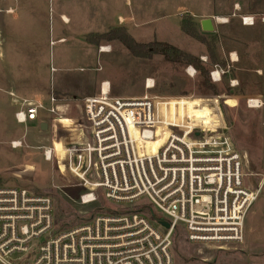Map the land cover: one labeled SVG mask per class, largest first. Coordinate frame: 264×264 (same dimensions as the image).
<instances>
[{
    "label": "rangeland",
    "instance_id": "1",
    "mask_svg": "<svg viewBox=\"0 0 264 264\" xmlns=\"http://www.w3.org/2000/svg\"><path fill=\"white\" fill-rule=\"evenodd\" d=\"M110 1L112 13L107 15L104 9L101 26L78 35L70 33V26L61 18L65 11L59 0L2 2L11 6L14 14L0 12V187L24 188L51 197L56 231L78 227L107 213L110 206L101 199L81 206L73 194L66 195L62 190L66 178L59 173L55 176L39 148L54 142L63 173L60 139L69 140L84 123L85 100L97 97L103 82H110L114 97H187L190 100L180 102L181 110L187 106L189 114L205 124L213 118L199 100L217 99L235 148L242 155L245 186L255 191L262 187V192L247 214L241 245L223 249L194 245L178 231L174 264H264V108L247 105L252 98L264 101V0ZM247 15L255 17L253 27L242 24V16ZM218 18L228 23L217 22ZM206 20L213 22V31L203 29ZM123 31L140 44L169 43L199 58L209 73L216 66L223 69L222 83L215 84L218 94L205 87L199 72L195 78L187 75L190 65L167 62L161 55H134L120 40ZM112 32L114 37L109 36ZM64 36H69L68 42H58ZM22 41L38 44L19 45ZM103 48L107 52H101ZM148 79L155 81L151 91L145 88ZM232 82L238 86L232 87ZM11 87L28 96L39 92L40 96L55 97L64 118L59 122L46 118L49 128L44 132L37 124H17L3 90ZM15 141H23L25 146L12 149Z\"/></svg>",
    "mask_w": 264,
    "mask_h": 264
},
{
    "label": "built area",
    "instance_id": "2",
    "mask_svg": "<svg viewBox=\"0 0 264 264\" xmlns=\"http://www.w3.org/2000/svg\"><path fill=\"white\" fill-rule=\"evenodd\" d=\"M255 23L254 16H242L245 27ZM186 73L195 78L197 70L188 67ZM225 74L216 66L211 81L221 83ZM145 88L153 90L155 81L148 79ZM183 99L190 100L114 97L110 82H103L100 94L85 100L84 123L69 140L60 139L63 173L54 142L39 149L55 176L66 178V195L73 194L81 206L101 199L110 212L56 231L51 197L0 187V264H174L178 231L194 245H241L247 214L262 187L245 186L242 155L221 102L199 100L213 118L205 124L187 106L181 110ZM56 103L53 96L49 108L25 100L15 119L26 125L47 111L59 122ZM247 105L262 109L264 101L252 98ZM24 146L23 141L11 143L15 150Z\"/></svg>",
    "mask_w": 264,
    "mask_h": 264
},
{
    "label": "crops",
    "instance_id": "3",
    "mask_svg": "<svg viewBox=\"0 0 264 264\" xmlns=\"http://www.w3.org/2000/svg\"><path fill=\"white\" fill-rule=\"evenodd\" d=\"M2 2H7V0H0V12L14 14L12 7ZM59 2H62V7L65 11L61 18L70 26L68 30L70 33H73V35H78L82 30H96L103 22L104 9H106L107 15H111L113 8V3L110 0H59ZM224 22H226V20H224ZM68 38L69 36H64L59 39L58 42L66 44L69 40ZM37 44L38 43L27 41L19 43V45L23 46H36ZM234 56L235 55L233 54V58L236 61ZM2 84L3 82L0 81L1 86ZM3 90L8 95L7 104L13 110V120L16 123L15 114L23 108V102L25 100L30 102H40L46 107H49L51 104V95L47 98L45 96H40L39 92H35L28 96L27 94L29 93L15 91L12 87L8 90ZM46 118H50V114L47 111H42L39 118L30 123L37 124V127L39 126L41 129V126L46 123Z\"/></svg>",
    "mask_w": 264,
    "mask_h": 264
},
{
    "label": "trees",
    "instance_id": "4",
    "mask_svg": "<svg viewBox=\"0 0 264 264\" xmlns=\"http://www.w3.org/2000/svg\"><path fill=\"white\" fill-rule=\"evenodd\" d=\"M123 32L125 33V31ZM109 36L114 37L113 32ZM120 40L124 43L126 48L134 55L144 56V57H150L153 55H161L162 57H164V59L167 62L174 63V64H185V65H190L194 67L204 79L205 87L208 90H211L213 94H218L215 84L211 81L209 71H207L205 65L203 64V62L200 61L199 58L189 55L185 53L184 51H182L181 49L169 43H166V42L155 41L149 44H140V43L135 42L131 37L127 36L126 33L125 35H123L122 39ZM56 226H57V222H56ZM177 233H176V236H177ZM183 235L185 236V233ZM185 239H186V236H185Z\"/></svg>",
    "mask_w": 264,
    "mask_h": 264
},
{
    "label": "water",
    "instance_id": "5",
    "mask_svg": "<svg viewBox=\"0 0 264 264\" xmlns=\"http://www.w3.org/2000/svg\"><path fill=\"white\" fill-rule=\"evenodd\" d=\"M203 29L205 31H213L214 30V25H213V22L211 20H206L203 22ZM41 130L44 132V131H47L48 130V124L47 123H44L42 126H41ZM165 228H169V224L166 223V222H162L161 223Z\"/></svg>",
    "mask_w": 264,
    "mask_h": 264
},
{
    "label": "bare ground",
    "instance_id": "6",
    "mask_svg": "<svg viewBox=\"0 0 264 264\" xmlns=\"http://www.w3.org/2000/svg\"><path fill=\"white\" fill-rule=\"evenodd\" d=\"M219 22L226 23V22L223 21V19H219ZM102 52H107V50L106 49H103ZM54 110H55V113H56V115L58 116L59 119H63L64 118L63 107L59 103H56L55 104ZM55 150H56V154H57V148ZM57 156H58V154H57Z\"/></svg>",
    "mask_w": 264,
    "mask_h": 264
}]
</instances>
